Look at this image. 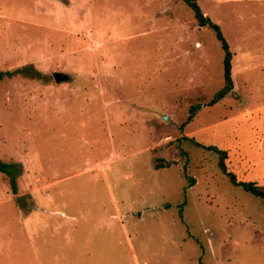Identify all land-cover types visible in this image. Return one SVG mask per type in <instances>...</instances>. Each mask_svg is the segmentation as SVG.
Returning <instances> with one entry per match:
<instances>
[{
	"label": "rangeland",
	"instance_id": "obj_1",
	"mask_svg": "<svg viewBox=\"0 0 264 264\" xmlns=\"http://www.w3.org/2000/svg\"><path fill=\"white\" fill-rule=\"evenodd\" d=\"M198 2L232 51L213 105L223 51L183 0H0V71H35L0 78V264H264V199L178 140L264 184V0Z\"/></svg>",
	"mask_w": 264,
	"mask_h": 264
},
{
	"label": "trees",
	"instance_id": "obj_2",
	"mask_svg": "<svg viewBox=\"0 0 264 264\" xmlns=\"http://www.w3.org/2000/svg\"><path fill=\"white\" fill-rule=\"evenodd\" d=\"M183 1L192 10L193 16L196 19L197 24L199 26H208L213 30L214 35L219 41L221 49L223 51V58H222L223 84L219 89H217L213 93L212 97L206 103L207 105H213L217 101L221 100L229 91H231L233 87V79H232V74H231L232 51L229 47V44L224 36V33L220 25L214 20H212L210 16L204 14V12L202 11L199 5L198 0H183ZM34 72H35L34 69L31 68L30 66H24L23 68L21 67L15 70L0 71V78L12 77L15 74H21V73L33 74ZM200 107H201V104L198 102L191 104L188 110V114L185 120L182 121L180 126H184L187 122H189ZM178 140L179 141L187 140L194 146H199V147H202L206 150L213 152L218 157V166L220 170L223 173H225L229 181L234 186H238L242 188L243 190L257 197L264 199V184H258L257 182L253 180L238 179L236 177V174L233 171L227 169V165L225 163V159L227 158V151L225 149H222L214 144H208V145L203 144L197 141L194 137H189L187 135L181 136ZM180 152L184 156H187V153L184 149L180 148ZM171 163H172L171 161H166L164 163H156L155 167L159 168V167L169 166ZM0 171L6 174L11 190L15 193L16 192V176L19 172V169L12 162H7V161L0 159ZM183 172L187 179V185L184 187L185 189L186 187L191 186L194 180L193 177H191L190 175L186 173V162L183 164ZM183 193H184V190H183ZM185 202H186V199L184 197L183 200L178 205V215L180 218H182L183 216V207L185 205Z\"/></svg>",
	"mask_w": 264,
	"mask_h": 264
},
{
	"label": "water",
	"instance_id": "obj_3",
	"mask_svg": "<svg viewBox=\"0 0 264 264\" xmlns=\"http://www.w3.org/2000/svg\"><path fill=\"white\" fill-rule=\"evenodd\" d=\"M53 77L55 80L60 81L62 79H66L67 75L64 73L55 72V73H53Z\"/></svg>",
	"mask_w": 264,
	"mask_h": 264
}]
</instances>
